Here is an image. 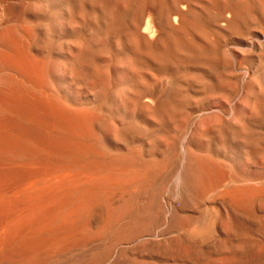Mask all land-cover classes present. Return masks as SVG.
I'll return each instance as SVG.
<instances>
[{"label": "bare ground", "instance_id": "6f19581e", "mask_svg": "<svg viewBox=\"0 0 264 264\" xmlns=\"http://www.w3.org/2000/svg\"><path fill=\"white\" fill-rule=\"evenodd\" d=\"M0 264H264V0H0Z\"/></svg>", "mask_w": 264, "mask_h": 264}, {"label": "rangeland", "instance_id": "374dc122", "mask_svg": "<svg viewBox=\"0 0 264 264\" xmlns=\"http://www.w3.org/2000/svg\"><path fill=\"white\" fill-rule=\"evenodd\" d=\"M215 218H217V217L214 215L213 218L210 220V225H209V228H208V230H207V232H206V235H208V236H209L210 234L212 235L213 232H214V231H211V228H213V226L215 225V223H214V222L216 221ZM212 221H213L214 224L212 223ZM211 225H212V227H210ZM213 230H214V228H213ZM210 231H211V232H210ZM207 233H208V234H207Z\"/></svg>", "mask_w": 264, "mask_h": 264}]
</instances>
